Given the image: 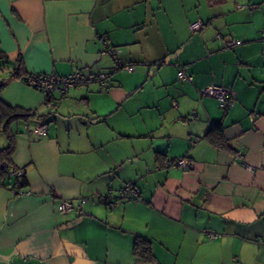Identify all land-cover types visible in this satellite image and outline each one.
Masks as SVG:
<instances>
[{"label":"crops","instance_id":"obj_1","mask_svg":"<svg viewBox=\"0 0 264 264\" xmlns=\"http://www.w3.org/2000/svg\"><path fill=\"white\" fill-rule=\"evenodd\" d=\"M262 31L264 0H0V99L35 111L9 127L25 177L18 194L0 180V264H264ZM117 59L133 71L113 72ZM77 70L110 73L109 86L87 80L56 110L22 79ZM212 84L232 106L200 95ZM37 122L47 135L25 132ZM215 122L229 149L205 136ZM183 156L193 168L163 165ZM127 181L139 199L107 208ZM58 198L74 210L58 212Z\"/></svg>","mask_w":264,"mask_h":264},{"label":"built area","instance_id":"obj_2","mask_svg":"<svg viewBox=\"0 0 264 264\" xmlns=\"http://www.w3.org/2000/svg\"><path fill=\"white\" fill-rule=\"evenodd\" d=\"M201 28L200 22H195L191 25V30H198ZM218 38L222 36L221 32H218L216 35ZM261 38H264V31L261 33ZM105 44V40H103ZM241 43L240 40L231 39L227 46H233L235 44ZM118 52V50L112 48L109 49V53L112 57L114 54ZM119 69H123L127 72H131L134 69L132 64H127L125 62L120 61L119 59L115 60V65L113 66V71H117ZM177 77L179 79L191 80V76L185 72L183 66H180L177 71ZM23 81L39 90L44 96V103L49 106L50 108L56 110L58 108V104L56 101V95H64L66 94L71 88L80 87L83 83L87 80H93L99 82L103 87L109 86V76L104 72H98L95 74H91L90 76L86 77L80 70L71 72L69 74L61 75L58 73H47L41 74L38 72H30L25 74L22 77ZM200 95H210L213 96L218 106L221 109H227L233 105L234 99L230 89L223 87L221 85H207L199 89ZM30 114H35V111H31ZM196 113L194 112L190 115L189 118L195 117ZM179 119H183L179 117ZM25 132L28 135H34L37 137L45 136L48 132L47 124L37 122L34 125L30 126L28 124L25 125ZM1 166H6L4 162L0 163ZM164 166H171V167H179L183 170H188L193 168V163L187 157H176L173 159H168L163 163ZM160 166H156L159 168ZM248 168H251L247 166ZM25 173L23 168H11L10 174L21 176ZM15 192V190H13ZM21 193V192H19ZM28 193V192H26ZM140 197V191L138 187L132 181H127L121 189L118 191L117 195L108 197L105 199L104 204L109 209H115L118 205L119 201L122 200H132L136 201ZM79 203H86L90 199L89 197H77L76 199ZM75 199H65V198H58L57 200V211L63 214H70L75 208ZM219 236L218 233L215 232H208L209 239H214Z\"/></svg>","mask_w":264,"mask_h":264},{"label":"trees","instance_id":"obj_3","mask_svg":"<svg viewBox=\"0 0 264 264\" xmlns=\"http://www.w3.org/2000/svg\"><path fill=\"white\" fill-rule=\"evenodd\" d=\"M106 74L110 76V73ZM13 75L14 74H12V76ZM1 87L2 84H0V89ZM30 112L16 113L12 107L6 105L0 99V124L2 125L3 131H5L9 139L8 145L5 148L0 149V163L4 162L6 164V166L0 165V180L3 186H11L12 189L15 190L16 194L20 192L18 188L24 184L25 173L21 176L10 174V169L16 167L12 166L10 163L11 154L14 149V140L12 134L9 131V127L11 122L18 118V116L27 117L30 115ZM205 136L215 146L223 149H229V145L224 138L223 125L220 122L212 123ZM134 252L135 254L139 255L143 261H149L151 258L150 242L142 238H136L134 243Z\"/></svg>","mask_w":264,"mask_h":264}]
</instances>
